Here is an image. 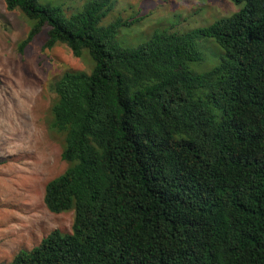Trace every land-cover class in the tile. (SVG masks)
<instances>
[{"label":"trees","instance_id":"trees-1","mask_svg":"<svg viewBox=\"0 0 264 264\" xmlns=\"http://www.w3.org/2000/svg\"><path fill=\"white\" fill-rule=\"evenodd\" d=\"M231 1L242 7L207 26L122 47L117 32L136 20L101 25L112 0L69 14L4 0L32 21L20 52L43 35V48L87 50L94 64L51 85L68 165L43 201L73 212L70 231L3 264H264V0ZM202 39L221 51L197 72Z\"/></svg>","mask_w":264,"mask_h":264},{"label":"rangeland","instance_id":"rangeland-1","mask_svg":"<svg viewBox=\"0 0 264 264\" xmlns=\"http://www.w3.org/2000/svg\"><path fill=\"white\" fill-rule=\"evenodd\" d=\"M86 1L39 0L59 5L67 14ZM112 2L101 25L118 17L136 20L117 32L122 47L136 46L167 26L180 33L207 26L242 7L231 0ZM31 24L0 0V264L19 250L31 249L53 229L70 231L73 212L53 213L43 201L46 183L68 165L60 157L62 138L49 128L55 99L51 85L65 70L90 72L94 64L87 50L76 57L63 43L43 48V35L34 37L20 52L18 44ZM200 44L205 58L190 65L197 72L214 66L221 51L212 39H202Z\"/></svg>","mask_w":264,"mask_h":264}]
</instances>
